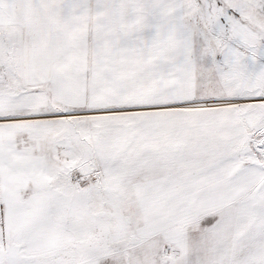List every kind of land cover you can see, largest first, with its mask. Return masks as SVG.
Wrapping results in <instances>:
<instances>
[{"label":"snow or ice","instance_id":"snow-or-ice-1","mask_svg":"<svg viewBox=\"0 0 264 264\" xmlns=\"http://www.w3.org/2000/svg\"><path fill=\"white\" fill-rule=\"evenodd\" d=\"M0 264H264V0H0Z\"/></svg>","mask_w":264,"mask_h":264}]
</instances>
